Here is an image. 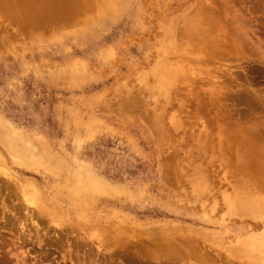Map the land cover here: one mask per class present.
Returning <instances> with one entry per match:
<instances>
[{"label":"rangeland","instance_id":"rangeland-1","mask_svg":"<svg viewBox=\"0 0 264 264\" xmlns=\"http://www.w3.org/2000/svg\"><path fill=\"white\" fill-rule=\"evenodd\" d=\"M2 1L0 264H200L178 232L264 264V215L233 211L264 195L226 176L264 156V0Z\"/></svg>","mask_w":264,"mask_h":264},{"label":"bare ground","instance_id":"bare-ground-1","mask_svg":"<svg viewBox=\"0 0 264 264\" xmlns=\"http://www.w3.org/2000/svg\"><path fill=\"white\" fill-rule=\"evenodd\" d=\"M2 1V0H1ZM0 1V3H1ZM3 3L5 2L7 5L9 6H13L11 0H4L2 1ZM16 3V2H15ZM2 4V3H1ZM16 6V4H14ZM14 6V8H15ZM16 10V9H15ZM12 11V10H11ZM35 13H33L31 11V13H33L32 15H28L27 17L29 18V20H33L37 13H39V10L37 11H34ZM35 14V15H34ZM27 20V19H26ZM34 22V21H33ZM36 22V21H35ZM181 34V33H180ZM184 35L185 37L189 38H192V39H199V41H201L202 43L204 44H207V42L201 37L200 34H196L195 31H192V32H189L188 35L184 32ZM184 35H181V36H184ZM186 38V39H187ZM219 42L216 43V45H218ZM200 46V44H199ZM131 103V102H130ZM9 137V136H7ZM6 143L8 145V149L9 151L11 152L12 155L16 156L17 158H21L23 160H21L22 162H20L21 164L25 161L26 158H28V153L29 152H26V148H22L18 145H16V142H10L8 140H6ZM252 145V147H254L253 143L252 142H248ZM27 154V155H26ZM255 155V154H254ZM253 155V156H254ZM31 156V155H30ZM248 156V155H247ZM252 156V157H253ZM257 157H259L258 159H254V160H250L249 158H245V157H242L241 159H238L237 157V160L234 162V160H230V164H232L233 166L230 168H236V172L235 174H228L226 175L229 179V182L233 183V187L235 186H239L238 188H240V192H239V195H248L250 194L251 196L254 195V194H260V195H264V156L262 155H257ZM255 158V156H254ZM249 159V161H248ZM18 161V160H17ZM20 161V160H19ZM251 161V162H250ZM229 166V165H228ZM212 169V168H211ZM233 172V171H232ZM90 176L89 177H86L83 173H79V177H78V183H74L73 184V194H75L76 196H80L82 195L83 193H86L88 191L91 190V184L92 183H98L99 182V178H97L96 176H94L93 174H89ZM223 181V180H222ZM77 182V181H76ZM223 194V193H222ZM35 196V195H34ZM33 196V197H34ZM32 197V198H33ZM40 197V196H39ZM211 197V196H210ZM209 197V198H210ZM247 197V196H246ZM258 197V196H257ZM240 199V197H238ZM237 198V199H238ZM259 198V197H258ZM249 199V198H248ZM251 199V198H250ZM36 200V199H35ZM257 200V198L255 199ZM214 201V200H213ZM258 201V200H257ZM261 201V200H259ZM262 202V201H261ZM256 203V204H250V201L247 203V201H239L238 202V206L236 207V209H234L233 211H236L238 210V213L237 214H241V215H246L249 213V209H254V213L253 214H256L258 215L259 217L260 216H263L264 215V203ZM41 204V203H40ZM204 209V208H203ZM213 211V210H212ZM216 211L215 210V214H216ZM245 218H248L246 216H244ZM251 217V216H250ZM256 218H258L256 216ZM243 219V218H241ZM234 220V219H233ZM236 220V219H235ZM238 220V219H237ZM248 220V219H247ZM252 220H256V219H252ZM260 220V219H259ZM240 221V220H239ZM250 221L251 219H249V223L247 225L248 228H253V230H256L257 232L258 231H261L263 229V226L262 224L259 225L258 224H253V222L250 224ZM262 221H263V217H262ZM238 222V221H237ZM255 223V222H254ZM264 223V222H263ZM243 228H245L244 226H241ZM246 228V230L248 229ZM245 230V231H246ZM250 230V229H249ZM244 231V232H245ZM242 231H240L238 234H242L244 233ZM254 236L250 231L247 233ZM192 237V236H191ZM190 236H182L180 232L178 233H175V234H170L169 236H166L165 239H163L162 241H160V243H162V247L164 249V251L168 252L167 255L170 256L172 259H176V260H179V259H182V258H185L187 257V255H185L183 252H185V249L186 250H189L193 253L194 257H195V260L200 263V264H203L205 263L206 264V257H204L205 259H203L201 256L204 255L200 252L199 254V250H198V246L195 245L197 243V241L195 239H191ZM250 239H252V237L250 236ZM248 239V240H250ZM202 240V239H201ZM200 241V240H199ZM201 242V241H200ZM203 246H205L207 243H204L201 242ZM240 243V242H239ZM180 244V245H178ZM237 244V243H236ZM248 241L245 240L243 242H241L239 244V249L241 251H244V249H246V247H248ZM208 249H209V245L206 246ZM182 248L184 250H182ZM212 249V248H211ZM214 249V248H213ZM198 250V251H197ZM210 250V249H209ZM216 250V249H214ZM197 251V253H196ZM211 251V250H210ZM216 252V251H215ZM217 253V252H216ZM211 254H212V251H211ZM201 255V256H200ZM213 256L214 253L212 254ZM217 256V255H216ZM223 255H220L219 254V257H222ZM218 257V258H219ZM225 256H223V259H224ZM230 257V256H229ZM227 259V257H225ZM222 259V260H223ZM230 259V258H229ZM219 260V259H218ZM228 260V259H227ZM233 260V259H232ZM224 262V261H223ZM226 262V260H225ZM228 262V261H227ZM234 262V261H233ZM235 263V262H234ZM231 264V262H230Z\"/></svg>","mask_w":264,"mask_h":264}]
</instances>
